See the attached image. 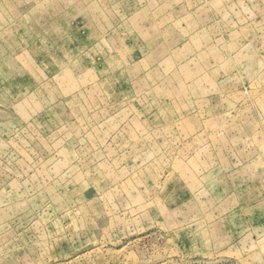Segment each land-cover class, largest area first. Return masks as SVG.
<instances>
[{
    "label": "rangeland",
    "instance_id": "1",
    "mask_svg": "<svg viewBox=\"0 0 264 264\" xmlns=\"http://www.w3.org/2000/svg\"><path fill=\"white\" fill-rule=\"evenodd\" d=\"M0 264H264V0H0Z\"/></svg>",
    "mask_w": 264,
    "mask_h": 264
}]
</instances>
